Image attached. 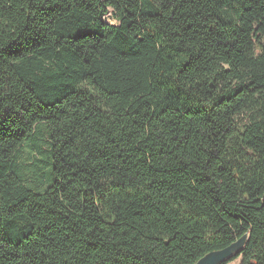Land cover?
I'll return each instance as SVG.
<instances>
[{"label": "trees", "instance_id": "trees-1", "mask_svg": "<svg viewBox=\"0 0 264 264\" xmlns=\"http://www.w3.org/2000/svg\"><path fill=\"white\" fill-rule=\"evenodd\" d=\"M243 236L222 264H264V0H0V264Z\"/></svg>", "mask_w": 264, "mask_h": 264}, {"label": "water", "instance_id": "water-1", "mask_svg": "<svg viewBox=\"0 0 264 264\" xmlns=\"http://www.w3.org/2000/svg\"><path fill=\"white\" fill-rule=\"evenodd\" d=\"M246 242L247 237L243 236L223 249L211 251L205 254L194 264H222L238 255L244 249Z\"/></svg>", "mask_w": 264, "mask_h": 264}, {"label": "rangeland", "instance_id": "rangeland-1", "mask_svg": "<svg viewBox=\"0 0 264 264\" xmlns=\"http://www.w3.org/2000/svg\"><path fill=\"white\" fill-rule=\"evenodd\" d=\"M108 21H111V15H109V18L107 19ZM241 259L237 258L234 261L230 262L229 264H240Z\"/></svg>", "mask_w": 264, "mask_h": 264}]
</instances>
